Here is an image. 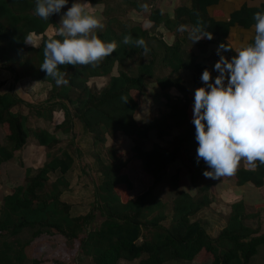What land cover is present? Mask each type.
<instances>
[{
	"label": "trees",
	"instance_id": "1",
	"mask_svg": "<svg viewBox=\"0 0 264 264\" xmlns=\"http://www.w3.org/2000/svg\"><path fill=\"white\" fill-rule=\"evenodd\" d=\"M87 1L103 3L107 0ZM214 1L194 0L192 10L178 8L174 18L159 9L152 10L149 19L155 26L164 25L173 32L182 23L200 26L216 36L219 45L223 43L230 47L228 24L219 27L208 17L207 7ZM72 2L74 0H68V3ZM35 3L36 0H0V69L10 72L16 83L32 78L51 85L46 101L41 104L26 102L14 89L4 94L0 92V131L4 136L3 141L0 139V172L4 164L16 160L17 153L30 139L46 151L44 164L36 171L27 167L23 183L3 197L0 264H26L28 249L45 234L65 239L59 255L34 257L32 264H250L259 247L264 245V234L246 225L247 220L258 215L247 214L244 201L232 205L227 226L216 239L194 220L213 205L216 186L212 180L199 183L201 179H210L203 175L210 169L202 160L197 163L196 130L191 123L194 94L181 75L183 69L194 73L200 70L197 55L185 51L180 39L175 45L165 47L164 60L173 76L158 79L156 83L167 105L152 120L139 123L137 114L141 100L147 94L149 80L154 77L155 62L141 61L137 66L138 74L130 73L128 64L144 49L124 44L123 39L130 35L134 40L143 38L147 44L148 31L141 25L121 31L119 18L110 16L105 26L92 34L106 43L115 41V52L95 68L90 65L60 66L68 83L57 86L40 70L45 42L62 39L59 34L46 35L51 27L59 29L57 14L42 20L35 15ZM137 8L142 10L140 6ZM30 33L42 36L39 46L24 42ZM227 52L231 57L235 56L233 51ZM117 65H120L118 70ZM95 78L109 80L100 89L89 85ZM173 89L178 96L171 95ZM122 97L127 98V104ZM21 106L29 108L36 119L52 122L55 113L60 111L64 113V119L57 124L55 132L31 127L30 115L15 111ZM76 121L82 123L92 136L94 158L102 176V182L94 187L90 211L77 217L72 215V205L62 196L70 191L66 175L75 162L74 153L78 157L83 153L79 148L72 151L74 142L70 147H60L62 141L58 137L59 132L73 133ZM175 129H184L181 142L189 154L191 184L197 189L198 196L181 187L180 171L177 170L170 177L171 188L177 190L170 214L168 204L157 197L156 191L165 172L178 160L177 152L159 143L148 149L145 143L152 133L158 141L164 142ZM118 135L134 142L130 156L108 146L110 139ZM98 150L105 153L100 155L96 153ZM257 164L254 170L236 171L238 186L248 182L257 187L264 186V165H259L258 161ZM132 172H140L141 180L144 179L146 190L137 197L132 196L135 188ZM58 173L60 176L51 182V175ZM99 215L103 221L97 225ZM26 231L32 232V238L23 241L20 236Z\"/></svg>",
	"mask_w": 264,
	"mask_h": 264
},
{
	"label": "clouds",
	"instance_id": "2",
	"mask_svg": "<svg viewBox=\"0 0 264 264\" xmlns=\"http://www.w3.org/2000/svg\"><path fill=\"white\" fill-rule=\"evenodd\" d=\"M67 5L68 0H36L34 11L40 19L49 20ZM87 7V0H74L61 16L58 31L62 39H50L43 47L40 70L57 86L68 83L60 66L95 68L117 48L115 41L106 43L92 34L104 25L86 11ZM141 7L147 10L148 5ZM253 20L254 42L235 51L230 61L222 53L233 49L220 44V58L214 65L218 75L213 82L212 72L205 69L201 76L205 87L195 90L191 123L196 130L197 163L202 160L210 169L203 173L206 178L234 175L241 160L253 169L258 167L257 161L264 165V12H255ZM205 38L212 40L213 34L200 26L191 27L189 39L193 44ZM24 42L32 46L31 33ZM123 43L143 48L148 54L143 38L134 40L129 35ZM122 99L128 103L126 97Z\"/></svg>",
	"mask_w": 264,
	"mask_h": 264
},
{
	"label": "crops",
	"instance_id": "3",
	"mask_svg": "<svg viewBox=\"0 0 264 264\" xmlns=\"http://www.w3.org/2000/svg\"><path fill=\"white\" fill-rule=\"evenodd\" d=\"M109 1L110 0H107V4H109L108 3ZM112 1L114 2V0ZM144 4L148 5L147 10L141 7ZM118 5H121V20L119 19L121 31L128 30L130 27L135 26V25H141L149 33L148 38H147V47L149 49L148 54L145 55L143 52L137 58L133 60L135 62V67L139 66L140 64L139 62L141 61H145V63H150L151 61L155 62L154 77L151 80H149V86L153 85L155 89L162 92L161 89L158 87L156 81L161 78L173 76L172 70L167 66L164 60L165 47L175 45L178 39H180V41L182 42L183 49L185 51L193 53L197 55L198 57V65L200 67L199 71L195 73L188 71L186 69H183L181 71V75L186 80V85L189 88V90L193 94H195V90L198 89L199 86L201 87L203 85L202 87H205V85L201 81V76L205 69H208L209 71L212 72L213 82H214L215 77L218 75V73L214 71V65L220 58L217 55V49L219 47V42L216 36H213L212 40H208L207 38H205L204 40H201L193 44L191 40L189 39V31L192 27L191 25L182 23L181 25L185 26V30L181 31L180 30L181 25H179L177 29L173 32V31L168 30L164 25L155 26L154 23L151 22L149 19L151 11L156 10V9H159L162 11V13L168 14L171 18H174L176 10L178 8L185 7L188 10H192L194 7V0H154V1L121 0V2L118 3ZM137 6H140L142 10H139ZM88 7H89V11H92L91 7L90 6ZM112 7L115 8L114 6ZM109 8L111 7L109 6ZM263 8H264V0H216L207 7V13H208V17L217 26L220 27L221 25L228 24L227 41L229 42L230 47L233 49L232 51L235 53V51H238L239 49L249 44H252L254 42L255 32H254L253 25L255 21L253 20V14L257 11L264 12ZM110 11H114V10H110ZM98 16L101 20V23L104 25L106 22L105 12L102 14L99 12ZM51 28L54 29V27H51ZM51 28H49V30H52ZM34 36L39 37L36 35ZM47 36L51 37L49 35ZM40 37L42 39V36ZM41 42L38 45H32V46L37 47L41 44ZM222 54L225 57H227L229 61L232 59L231 55L228 52H223ZM0 71L5 74L3 75L2 73H0V78H2L0 80L4 82L2 90H1L2 94L8 92L11 89H14L15 85L17 84L18 85L20 84L22 86H28L29 83L31 84L35 83V84L40 85V87L43 86V88H48L49 90L51 88V85L49 83H45V82L32 79V78L20 80L18 83H16L14 79V81L11 82L10 78H13L12 77L13 75L10 72L2 70V69ZM133 74L137 75L138 71H136ZM95 80H98L99 82L103 81V87H104L107 84L109 79L108 78H95ZM199 82L201 84L198 86ZM170 93L173 96L179 95L175 89H173ZM21 98L24 99L23 96H21ZM46 99L47 97L43 100V102L46 101ZM24 107L26 106L17 107L15 108V111L19 110L23 114L28 115V112L24 110ZM61 113L63 114V112ZM62 114L58 113L56 115L57 117H55L56 118L55 122L59 121L58 124L60 123V117ZM43 128L47 129L48 127H43ZM78 129H80L79 137L77 138L80 143L79 146H81V150L83 151L84 155L89 158L91 162V167L95 170H98L97 163H94L95 160L90 159L91 152L95 150L93 147L92 136L87 131L85 126L79 121L75 122L73 132L77 133ZM176 132L181 133L182 135V132L184 133V129H175L173 130L172 134H176ZM58 137L60 140L62 139V137H60L59 135ZM83 140L85 141V144H83ZM166 140H168V138H166ZM158 143L163 145L161 142H158ZM39 148L41 150L44 149L42 147H39ZM23 151L24 149L21 152L17 153L16 160L14 161H17L18 156L20 154H23ZM14 161H10L1 167V172H4V175H2V177H1V172H0L1 178L7 175L6 171H4L6 167L8 169L13 170V168H11L13 167L11 164ZM74 161L75 162L73 164V167L76 164V159ZM9 165H11V167ZM243 168L248 169V170H254L250 166H247L245 162L242 160L237 171ZM18 169L20 170V168ZM72 169L66 175L68 180H69L68 176L71 175ZM53 175H57L58 177L60 176L59 173L53 174ZM99 175L101 176L100 173ZM1 178L0 180H3ZM99 178H101L99 179V184H100L102 182V176ZM205 180L206 181L204 183L208 182L209 180L216 182V186L214 188L215 201L213 203L215 214H214V217L210 216L209 218L205 219L204 216H206L207 214L205 213L203 215L204 219L202 223L200 221L199 222L203 225L207 233L212 238L216 239L219 237L222 230L227 226L228 217L232 211V208H231L232 205L239 201H244L247 214L258 215L257 218L247 220L246 225L253 229H258L260 231V234H264V208H259V206L264 205V186L257 187L252 182H248L247 184L243 186H238L236 183L237 180L235 179V174L232 176L220 177L218 180L217 179H205ZM71 189L72 188H70V191ZM183 189L188 192H191V194L194 195L191 190H188L186 188H183ZM70 191L68 192L70 193ZM68 192L67 191L64 192L62 198L64 201L72 205V215L75 217L86 215L87 212L85 211L79 212L78 210H76L77 215L73 214V210L75 212L76 205L74 206L72 201H67L65 199L67 197L66 194H68ZM215 206H220L218 207L219 211L215 208ZM206 209L203 210L202 212H206ZM217 221H221V227L219 226V231L215 233L214 231L217 228V224H218ZM261 246L264 247V245H261ZM255 258L256 256L252 259L250 264H263L264 254L262 255L261 259H259L258 262L255 261ZM169 264H173V263H169Z\"/></svg>",
	"mask_w": 264,
	"mask_h": 264
},
{
	"label": "rangeland",
	"instance_id": "4",
	"mask_svg": "<svg viewBox=\"0 0 264 264\" xmlns=\"http://www.w3.org/2000/svg\"><path fill=\"white\" fill-rule=\"evenodd\" d=\"M88 2V1H87ZM121 2V0H110L107 4V1L103 3H91L88 2V6L91 7L92 11H89V7H87L86 11L93 16H96L99 18V12L102 14L105 12L106 15V21L109 19L110 16H115L118 17L121 20V5H118V3ZM73 3V2H72ZM72 3H68V5L62 9V12L60 14H57V22L60 24L61 21V16L64 12L67 11L69 7H71ZM109 6L111 8H109ZM114 6L115 8H113ZM114 10V11H110ZM106 23V22H105ZM105 26V24H104ZM52 29V28H51ZM47 35L49 36H54L56 34H59V31L57 29H52L48 30ZM41 37H33L32 36V45H38L41 42ZM31 46V45H30ZM128 71L130 73H135L137 71V67H135V62L130 61V64H128ZM120 65H117L116 70ZM1 70V69H0ZM3 75H5L3 72L0 71ZM13 77V76H12ZM2 79V78H0ZM11 82L14 81V77L10 78ZM4 83L3 81L0 80V84ZM29 83L28 86H22V85H15L14 91L17 93L19 96H23L24 100L28 103L32 104H41L43 103V100L48 96L49 89L48 88H43L40 87L38 84H31ZM102 84V85H101ZM90 86L97 87V88H102L103 87V81H98L95 79H92L89 83ZM3 87V85H2ZM1 87V90H2ZM51 89V88H50ZM0 90V92H1ZM147 94L146 96L141 100V109L137 114V120L139 123H146L150 120H152L154 117L158 116L159 113L165 109V106L167 105L166 100L163 97V93L160 92L159 90L155 89L153 85L149 86L147 89ZM23 109V108H22ZM24 110L28 112V115H30V126L31 127H48L51 132H55V128L58 124L59 121L55 122V117L58 113L62 114L60 112H56L54 115V119L52 122L45 121L43 119H36L33 115H31V112L29 108L24 107ZM19 111V110H18ZM21 112V111H20ZM22 113V112H21ZM25 115V114H24ZM64 119V113L60 117V123ZM77 122V121H76ZM79 132L80 129H78V132H73L69 134L68 136L62 134L61 132L58 133L61 139V145L60 147L66 148L67 146L70 147V143L74 142V145H72V151L74 149L79 148L81 150V146L78 137H79ZM78 134V135H77ZM181 133L172 134L168 138V140L163 141H158L156 139V136L154 133L151 134L150 139L145 143L146 148H151L155 143L161 142L164 146L171 148L177 152L178 155V160L168 168V170L165 172V177L161 184L157 188V197L163 201H165L168 204V212L171 214L172 213V201L176 195L177 190L172 189L170 185V177L174 174H176L177 170L180 171V176H181V181L180 185L182 188H186L188 190H191L192 193L195 196H198L197 189L195 187H192L191 184V164L189 162V154L187 153L184 144L182 145L181 142ZM0 139L2 141L4 140L3 133L0 131ZM64 139V140H63ZM83 144H85V141L83 140ZM134 145V142L130 140V138H126L122 135H118L115 139H110L108 146L109 147H115L117 151L121 154H126L125 156L128 157L131 155V148ZM40 146H38L37 142L34 139H30L28 141V145L26 148H24L23 154H20L18 156L17 161H14L11 165H9L12 169H8L7 167L4 169L6 171V174L3 178L2 175H4V172H1V179L0 180V213H1V208H2V200L3 197L11 192L13 188H15L18 184H22L24 181V174H25V169L27 167H31L35 171L40 168L44 164V159L46 155L45 149H40ZM71 151V152H72ZM82 151V150H81ZM83 153V151H82ZM94 153L95 150L91 152V160H95L94 163H97L96 159L94 158ZM100 155H103L105 151L103 150H98L96 152ZM74 157L76 159V164L74 165L71 175L69 177L70 181V188L71 191L70 193L68 192L67 197L65 198L67 201H72L74 206L76 205L75 212L73 210V214H76V210L79 212H89L91 204L94 201V187L99 185V175L98 170H95L91 167V162L88 157H86L83 153L82 157H78L74 153ZM24 164V167L22 165ZM136 165V164H135ZM97 166L99 168V165L97 163ZM20 168V170L18 169ZM137 168V165H136ZM57 175H52L51 177V182H54L55 179L57 178ZM131 178L134 182L135 188L132 193L133 197H137L139 194L144 192L146 189L144 188V179L141 180V173L134 172L131 173ZM206 180L201 179L200 180V185H202ZM143 187V188H142ZM219 205V204H217ZM214 205L208 209H206V212H201L199 213L194 220H198L202 223L203 221V215L205 213L206 218L214 217L215 210H214ZM218 207L220 206H215V208L218 210ZM219 211V210H218ZM218 220V218H217ZM103 219L100 217L97 220V225H99ZM217 228L215 229V233L219 231V226L221 227V221H217ZM21 240L27 241L32 238V232L31 231H26L20 236ZM65 239L61 236L57 237H51L48 235H42L38 239H36L33 243L32 246L28 249V261L26 264H32V259L34 257H40L42 255H48L53 257L57 255L59 252V248L62 245V242ZM264 254V247L260 246L258 253L256 255L255 261H259L261 259L262 255ZM47 264H52V263H47ZM173 264H198V263H187V262H176ZM210 264V263H208ZM264 264V262H263Z\"/></svg>",
	"mask_w": 264,
	"mask_h": 264
}]
</instances>
